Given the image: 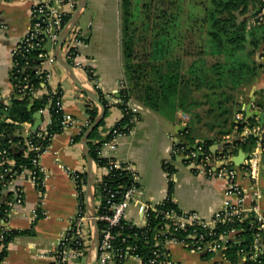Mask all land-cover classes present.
Wrapping results in <instances>:
<instances>
[{"label": "trees", "instance_id": "16d2710c", "mask_svg": "<svg viewBox=\"0 0 264 264\" xmlns=\"http://www.w3.org/2000/svg\"><path fill=\"white\" fill-rule=\"evenodd\" d=\"M181 2L182 0H137L136 2L121 0L122 51L127 87L121 91L119 103L123 118L115 128L126 132L135 127L136 124L131 123L132 119L140 117L132 112L129 105L131 100L135 99L163 116L173 112L187 115L189 121L186 123L183 135L187 139V147L191 150L202 146L208 153H212L213 145L225 142V154L231 153L236 156L240 150L251 153L256 148L258 139L254 136L242 137V132L245 125L254 126L257 121L245 113L246 122L236 123L235 114L239 111V89L252 86V79L264 73V64L256 57L260 52L263 54L261 56H264V22L249 26L247 20L250 7L252 6L258 14L264 7V2L263 0L259 2L257 0H206L204 4L200 3L201 8L199 9L202 15L196 17L195 22L202 36L196 47L199 55L187 67L183 58L173 55L175 48L183 40L180 35ZM142 47L143 51L140 50ZM141 52L146 53L142 56ZM37 54L38 52L31 51L26 57L19 58L20 66L11 74L13 93L9 105L0 104L1 109L7 108V112L10 113L9 122L0 121V149H9L10 156L16 161L13 168L16 175L21 174L25 169H33V155L25 157L23 152L15 153L10 149L9 142L22 141L23 143V139L14 137L15 132L26 123L34 124V115L43 111L47 103L46 98L34 99L29 94L20 93L19 87L25 84V79L29 84L40 85L39 76L36 75V67L39 65ZM209 59L214 61L211 62ZM141 61L146 64L144 66L138 64ZM67 62L74 66L73 59H67ZM84 70L92 79L93 70L90 68ZM95 90L105 110V117L91 133L88 148L90 157L96 166L94 169L97 171L95 175V213L96 216H100L104 210L100 209L99 205L100 203L102 207L105 205L102 196L109 192L124 193L130 189L132 173L118 169L111 170L108 175L101 172L104 168H109L111 162H114L99 154L101 148L112 140L111 134L102 137L101 131L114 105L100 89ZM258 94L260 96L262 92H257L256 95ZM258 98L262 99V97ZM30 105H32L31 109H29ZM256 106L264 109L260 105ZM100 111L97 106L87 108L90 125L94 123ZM63 131L62 116L52 112V121L46 139H37L36 134L32 135L31 139L37 145L41 144L46 147L50 145L51 137ZM86 131L87 129L83 128L75 140L81 141ZM173 158L176 159L177 156ZM164 169L169 176L168 199L158 208L181 214L182 211L173 200V175L176 169L171 163H164ZM82 176L87 186L86 172L82 173ZM10 179L9 177L8 181ZM8 181L0 182L1 196ZM36 187L41 194H44L42 178L36 183ZM121 193L116 196L115 202L121 200ZM79 201L82 210L86 211V195H81ZM42 217L39 211L33 228L37 220ZM3 218L5 219L6 216ZM250 220L245 223H236L235 226L247 228ZM98 226L102 230L105 223L99 222ZM167 227H169L167 235L164 237L159 235L160 237L157 238L156 235L160 230L167 229ZM33 228L31 230L0 228V264H4L9 255L8 246L21 236L34 235ZM220 229L226 228L221 227ZM195 230L202 231L197 226L180 229L172 221L156 213L152 214L149 225L145 228H138L135 224L125 221L119 228L114 229L120 234L116 244L121 247L135 248L136 251L132 254L144 262L152 257L153 251L159 248L156 247L158 241L163 242L169 239L179 243L189 242L188 236ZM253 241L254 232L245 231L240 240L231 243L227 253L228 260L233 264L237 263L239 257L250 250ZM160 260L164 261L165 258L161 257ZM255 264H264V255L258 258Z\"/></svg>", "mask_w": 264, "mask_h": 264}, {"label": "crops", "instance_id": "0c3cea01", "mask_svg": "<svg viewBox=\"0 0 264 264\" xmlns=\"http://www.w3.org/2000/svg\"><path fill=\"white\" fill-rule=\"evenodd\" d=\"M31 6L32 0H0V98L3 101H10L12 97V53L31 26ZM77 27L84 40L79 46L81 63L93 70L99 89L114 105L101 131L102 137H106L123 118L119 103L121 91L127 87L122 51L121 0H87ZM45 48L47 52L56 55L57 45L51 41H47ZM61 55L67 62L63 51ZM261 55V52L257 54L258 61L264 58ZM52 71V85L62 91L64 112L74 124L53 137L41 158L44 194H41L31 181L28 171H24L6 186L3 200H13L17 189H21L25 201L22 205L15 206L5 219L2 217L1 227L31 230L39 211L43 217L35 223L34 235L21 236L8 246L9 255L4 264H51L63 236L70 231L80 208L70 173L86 172L87 161L82 140L75 139L80 135L85 123L89 122L87 108L99 105L77 86L69 71L58 60ZM76 72L82 85L96 93L95 81L83 71ZM259 82L249 87V94L241 95L244 102L251 97V90L255 86L261 88ZM261 82H264V79ZM257 92L262 94L255 96L264 99V85ZM239 102L240 100L238 112L243 108ZM129 105L140 117L133 133L115 138L101 151L102 157L129 167L130 171L139 177L140 193L137 195V203L133 202L127 208L125 221L144 226V215L139 211L138 205L149 203L159 206L167 201L169 176L164 169L165 162L171 163L176 169L173 175V200L178 208L184 213H195L200 219L210 221L224 206V181L195 173L182 158H173L175 140L184 137L183 133L177 134L178 127L186 126L180 112L163 116L135 99L131 100ZM251 110L262 113V109L258 107H252ZM41 114L46 122L49 117L46 113ZM1 116L0 121H10L9 117L5 118L2 114ZM28 127L26 124L17 131L25 135ZM216 145L219 144L211 147L212 152ZM258 149L256 146L254 150ZM244 164L245 161L240 167H244ZM260 166V177L256 186L242 171L239 173V183L246 191L245 208L250 209L257 204L264 211V153H261ZM255 192L261 193L259 200L255 198ZM232 239L238 241L234 237ZM166 249L173 264H231L223 262L217 256L207 257L205 253L195 252L183 243L175 241H169ZM95 258L96 253H92L89 248L82 259L71 260L73 264H88ZM125 264L144 263L140 258L130 257Z\"/></svg>", "mask_w": 264, "mask_h": 264}, {"label": "built area", "instance_id": "2783aa9c", "mask_svg": "<svg viewBox=\"0 0 264 264\" xmlns=\"http://www.w3.org/2000/svg\"><path fill=\"white\" fill-rule=\"evenodd\" d=\"M79 1L80 0H32L31 26L12 53L11 74L12 72L14 73L15 69L19 68L20 57H26L27 53L31 51L38 52L36 58L39 61V65L36 67V75L39 76L40 85L35 86L29 84L27 79H25V84L19 88L20 93L29 94L34 99L46 98L47 100L46 107L40 113H46L49 119L46 122L43 121L37 131L33 130V124L26 123L29 125L28 131L25 133V136L27 135L28 138L23 139V143L22 141L9 142L10 149L14 150L15 153L19 154L23 152L25 157H30L31 154L33 155V169H25L24 171L29 172L31 181L35 183V185L41 178L43 181L44 173L41 166V158L50 145L46 147L41 144L37 145L34 140L31 139V136L36 134L37 139H46L45 137L49 134L48 128L52 121V112L62 116V126L64 130L74 124V121L64 112L62 91L52 85V67L57 64V59L53 53L47 52L45 45L48 40L55 45L58 44L59 37L76 12ZM263 22L264 7L258 14L249 19L248 25L256 26ZM83 43L84 40L76 26L66 38L61 52L63 51L65 53L66 59H73V67L76 71H83L86 73L84 69L87 67L82 65L79 53V46ZM26 65H28V63H26ZM91 80L95 81V89H99L94 73ZM9 102L10 101H3L0 98V104L9 105ZM253 107L257 106L253 104ZM2 110L7 112V108ZM131 110L134 114H137L136 110L132 108ZM263 111L264 109H262V112ZM180 114L186 125L189 121V117L181 112ZM254 118L257 124L254 126L245 125L242 137H256L258 139L257 146L259 149L248 154L244 167H236L233 164V155L231 153L225 154L224 151L221 153H208L202 146L195 147L194 150H191L187 147L186 143L181 142L179 139H176L173 144V156L182 158L195 173L224 181V206L214 214L210 221L200 219L195 213L182 212L181 214H177L174 211L160 210L158 206L149 203H141L138 207L139 211L144 215L145 223L144 226H136L138 228L147 227L152 214L156 213L163 215L166 220L172 221L180 229H185L187 226L200 227L202 231H193L188 236L189 242H184L183 244L188 249L195 252L205 253L213 257H220L223 262H230L227 253L231 247V243L234 241L232 238L234 237L236 240H240L245 231H251L254 232L253 244L250 250L243 253L235 264H255L256 260L264 255V211H262L257 204L250 209L245 208L246 191L239 183L240 171L254 182V186L257 185L260 177L261 153H264V124H260L259 117L255 116ZM1 119L2 116L0 114V120ZM246 120L244 111L236 113V123H244ZM137 121V117H134L131 123L136 124ZM90 126V123L86 122L83 128L88 129ZM133 129L134 127L128 129L126 132H121L119 129L114 128L110 133L112 135L111 142L117 137L132 134ZM52 139L53 137H51L49 141L52 142ZM103 147L99 151L100 155ZM15 165L16 161L10 156L9 149H0L1 183L8 181L10 177L11 179L8 181L9 184L13 179L24 172L16 175L13 172ZM94 168H96L95 164ZM113 169L132 173L129 167L120 165L116 161L111 162L110 167L104 168L101 172L104 175H108ZM39 174H41L40 177ZM95 174H97L96 170ZM70 176L78 197L83 194L86 195L87 186L82 173L72 171ZM139 189V177L132 173V186L124 193L120 192L121 200L119 202L114 201L116 196L120 194L119 192H109L102 196L105 205L102 207L100 203L99 208L103 209L104 213L100 216H96L95 219L98 223L104 222L105 226L100 230L99 249L96 254L95 264H125L130 257L139 258L132 254L133 251H136L135 248L129 246L121 247L116 244L120 234L114 231V229L119 228L122 223L125 222L127 208L133 202L137 203V195L140 193ZM254 195L257 200L261 198V193L259 192H255ZM24 201L25 197L21 189H17L14 199L11 201L3 200L0 195V217H7L15 206L22 205ZM247 220H250L247 224V228L235 226L236 223H245ZM91 224L88 211H83L80 207L70 231L63 236L51 264H73L71 259H82L86 255L85 253L89 251L91 245L93 232V226H91ZM221 227H225L226 229H220ZM168 232L169 227H167V229H161L156 237H160L159 235L164 237ZM169 241L175 240L166 239L163 242L158 241L156 247L160 249L158 248L153 251L152 257L146 262L140 259L144 264H173L170 260L169 252L166 249V244ZM161 257H164L165 260H160Z\"/></svg>", "mask_w": 264, "mask_h": 264}, {"label": "water", "instance_id": "95a60500", "mask_svg": "<svg viewBox=\"0 0 264 264\" xmlns=\"http://www.w3.org/2000/svg\"><path fill=\"white\" fill-rule=\"evenodd\" d=\"M86 5H87V0H80L79 1L76 12L72 16L68 26L64 29V31L61 33V35L59 37L58 44H57V53H56L55 57L59 61V63L69 71L71 78L77 84V86L83 92H85L90 97V99H92L97 105H99L100 110H101L100 114L98 115V117L96 118L94 123L87 129V131L84 134V137L82 138V145H83L84 154H85L86 161H87L86 206H87V211H88V214H89V217L91 219L92 226H93L90 250L92 253L96 252V254H97L98 249H99V242H100V229L98 226V222L95 219V217H96V213H95L96 204H95L94 186H95V175L96 174H95V169H94V162L91 159L90 154H89L88 139H89L91 133L100 125V123L104 119L105 110L100 104V100H99L97 93L91 92L90 90H88L87 88H85L82 85L81 81L77 77V72L74 69V67L71 66L68 62L64 61V59L62 58V55H61L62 46H63L66 38L68 37V35L77 26L79 19H80V16H81V12L85 9ZM262 79H264V73H260L259 77L252 79L253 84L260 81L259 85H261V88H257L255 86L253 88V90H251L252 91L251 97H248L246 99V102H244L242 100L241 95L243 93L246 95L249 94L247 92L249 87L248 88L242 87L238 91V100H240L239 104L243 106L241 111H244L248 117H255V116L259 117L261 125L264 124V111L261 113V112H257V111H252L251 109L253 107V104L254 105H260L264 108V100L255 96L257 91L262 89V86L264 85V82H261ZM31 108H32V105L29 106V109H31ZM0 114L5 116V118L6 117L8 118L10 116L9 112H5L1 108H0ZM42 122H43V115L41 113L35 114L34 115V124L32 127L33 130L37 131L39 129V127L41 126ZM185 130H186V126H179L178 130H177V134L184 133ZM14 137L20 138V139L28 138L27 135L25 136V135H23V133H20L19 131H17L15 133ZM178 138L181 142L187 144V139L185 137H178ZM224 148H225V144L216 145L215 147H213V153H217V151H224ZM247 157H248V155L245 154V152L243 150H240L239 155L237 157L233 158V164L237 167H240L243 165V163ZM1 224H2V218L0 217V228H1ZM95 263H96V258L94 261H90L88 264H95Z\"/></svg>", "mask_w": 264, "mask_h": 264}, {"label": "rangeland", "instance_id": "374dc122", "mask_svg": "<svg viewBox=\"0 0 264 264\" xmlns=\"http://www.w3.org/2000/svg\"><path fill=\"white\" fill-rule=\"evenodd\" d=\"M136 2L137 0H133ZM144 1V0H143ZM206 0H182L180 3L182 9V17H181V30L180 35L183 38L182 42H180L173 52L174 56L180 57L184 59L185 66L187 67L192 60L199 55V50H197V45L202 37L199 30V26L195 23L198 17H201L202 12L199 9L201 8L200 3L204 4ZM261 0H257L259 2ZM252 5V4H251ZM259 6V5H258ZM256 10L250 7V13L247 16V20L253 17ZM255 16V15H254ZM197 17V18H196ZM141 51L144 50L142 47ZM148 50V49H146ZM149 52V51H147ZM146 53V52H145ZM141 52L140 54L143 56L145 54ZM264 58H261V61L264 62ZM209 61L213 62V59H209ZM138 64L144 66L146 63L141 61ZM203 111V110H199ZM87 210V208H86Z\"/></svg>", "mask_w": 264, "mask_h": 264}]
</instances>
